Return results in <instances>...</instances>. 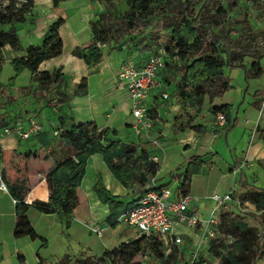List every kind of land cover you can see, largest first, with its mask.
<instances>
[{
  "label": "trees",
  "instance_id": "trees-1",
  "mask_svg": "<svg viewBox=\"0 0 264 264\" xmlns=\"http://www.w3.org/2000/svg\"><path fill=\"white\" fill-rule=\"evenodd\" d=\"M62 1L52 0L53 6H57ZM101 1L108 6L112 5V0ZM124 3L127 9L122 15H118L116 21L110 18L112 14L109 9L97 13L96 17L89 21L91 38L75 47L72 55L94 66L104 59L103 48L98 44L109 45L112 40L120 38L119 33H128L139 26L151 40L159 42L160 34L166 31L158 47L164 49V66L161 70L169 64H175L179 72L175 97L181 107L175 118L184 114L186 120L183 124H178V130L188 128L197 134L205 132V126L195 122L197 115H191L186 109L193 102L200 111L206 97L211 99L222 96L233 87L224 75L225 67H242L246 78H257L264 71L256 60L246 67L241 60L240 52L234 50L237 40L230 36L234 29L225 21L228 12L236 3L235 0H202L195 4L191 0H124ZM32 5L30 0L23 2L0 0V60L1 50L6 45L11 48L19 46L17 24L28 19ZM64 21V14L61 13L48 26L40 43L28 45L23 55L12 60L16 74L24 69L30 72V81L35 82L36 85L27 88L32 91L29 93L34 100L40 102V108H56L61 111L62 108L69 107L68 102L73 96L83 95L87 90L85 77L75 83L72 91L69 92L67 90L69 80L61 67L51 71L38 68L42 61L61 54L62 39L59 28ZM29 22L33 23L34 20L30 18ZM152 48L153 46L148 51H155ZM3 92L4 90H1V94ZM36 92H40V95L35 94ZM261 94L262 92L256 91L260 100ZM231 108V104L224 103L210 105L208 111L211 115L222 112L226 119L224 124L226 127L230 122ZM37 111L32 110L31 113L38 116ZM56 120L52 129L57 131V135L52 139L49 130H40L32 135H37L38 142L44 147L51 146L56 139L65 147L62 155L57 156L52 149L44 155V158L56 157L55 165L45 175L48 189L46 201L34 199L31 203L25 202L24 197L29 192L27 178L18 176L14 182L8 183L3 180V170L1 173L7 190L12 193L15 200L13 237L28 236L31 239L39 237L42 246L46 244V239L39 236L31 225L27 216L28 211L33 208L43 214H55L61 224L68 228L74 219V210L79 205L77 189L81 185L87 160L91 155L100 154L113 178L126 190L136 185L139 187L138 192H141L160 167L150 159L151 155L145 147H140L133 140L119 138L113 128L107 126L100 128L94 120L75 123L66 110H63ZM8 122L6 117L0 116V130ZM259 136L264 138V128L261 129ZM2 158L3 150L0 142V162ZM208 158L204 154L189 157L177 189L178 193L188 194L192 176L203 173ZM43 191L45 190H40L45 197ZM93 191L97 200L107 207L105 222L109 227H116L119 223L117 217L129 208L133 200L124 201L120 195L113 194L106 188L100 175L93 185ZM245 199L250 200L256 209L264 210V188L251 185ZM231 226L248 234L246 223L238 220ZM260 226L261 230H264V222H260ZM144 244L151 253L159 254L160 243L157 239L142 235L120 242L113 248H105L99 255L85 254L71 257L65 254L56 260V264H138L134 258L143 253ZM208 244V250L218 258L217 264H257V259L264 251V240L261 236L257 238L256 248L251 252V257L249 259L245 257V262L241 261L233 250L221 255L214 239ZM235 247L239 250L245 247L246 250V242L239 238L235 242ZM173 253L178 252L173 249L169 254ZM17 256L20 260L23 259V255L19 252ZM194 264H213V262L208 256L200 254Z\"/></svg>",
  "mask_w": 264,
  "mask_h": 264
},
{
  "label": "rangeland",
  "instance_id": "rangeland-1",
  "mask_svg": "<svg viewBox=\"0 0 264 264\" xmlns=\"http://www.w3.org/2000/svg\"><path fill=\"white\" fill-rule=\"evenodd\" d=\"M201 1L202 0H191L194 4ZM235 1L236 3L228 12L225 21V23L231 24V27L234 29L230 34L231 37L237 40L234 50L240 52L241 60L246 67L249 66L252 61L256 60L260 66L264 68V0ZM71 3L73 2L61 3L57 14L63 13L65 19L68 20L67 22L69 26L79 27L82 25L78 19L80 9ZM95 8V17L97 13L109 9L112 14L110 18L113 21H116L118 15H122L127 9V6L125 5L124 0H112L111 6L106 5L104 1L96 0ZM95 8L93 12H95ZM41 20L42 19H40V21ZM247 26L249 27L248 31ZM65 30L66 28L64 27L63 32ZM82 33L86 34L87 28L82 29ZM165 33L166 31L160 34L161 37L158 42L151 40L146 35L145 31L141 30L139 26H136L128 33H119L118 35L120 38L112 40L107 47L118 52L122 50L124 52L123 60L134 61L136 59H134V57L136 56H139L138 59L140 60L150 47L153 46L152 49L155 50L159 48L158 46L161 45ZM131 36L134 37L129 38ZM3 49L1 50L0 65L5 59ZM174 65L169 64L168 67L161 70L164 78L170 80L177 77L179 72L178 68ZM223 72L233 87L222 96L214 97L210 100L213 99V104L226 102L232 103V115L229 124L226 127L216 128L213 132L210 131V123L208 120L209 114L207 113V103L209 98L206 97L201 105L202 117L199 118L197 123L203 124L207 133L205 136L197 134L199 138L202 137L201 145L198 143H192L198 147L195 149L191 144L192 148H189L179 141V136H183L185 131H179L178 124H183L186 120L184 114L179 115L176 122H173L171 135L165 137L164 141L158 140V144L162 143L161 148H157L153 151L157 154L160 160V168L158 170L156 182L157 185L166 186L173 192H176L180 181L182 180V175L189 157L191 155L204 154L207 156L211 155V157L208 158L206 165L203 167V173L195 177L194 187L197 188V191L199 190V192L206 194L202 197L203 199H207L213 193L221 194L229 189L232 181H230L231 175L223 178L220 175L227 172L228 164H231L234 159H240L243 157L244 152H246L251 143H256L258 141V128H250L255 122L258 113L259 106H257L256 103L258 104L260 101V96L257 98L256 91L264 92V71H262L257 78H246L242 67H225ZM13 74V68L8 64H5V67L0 71V106H3L0 107V116L3 117L7 114V110H2L5 104L2 103L1 100L6 101L10 98H2L1 90L5 89L4 87L9 85L7 83L15 78L13 77ZM22 79L23 77H21L20 80ZM25 80L26 83L23 85L24 87L21 88L22 98L23 96L30 95L29 92L31 90L28 89L27 86L34 87L36 85L35 82L30 81L28 78ZM27 80L29 81L27 82ZM172 90L173 86L169 87L168 91L170 92ZM35 94L40 95V92H36ZM33 99L34 98L32 97V100ZM193 104L194 103L192 102L190 106L194 107ZM260 105V107H262L264 106V103H260ZM22 112L24 111L22 110ZM38 113L41 114L42 117L45 115L50 118L49 122H44L45 119L43 118V126L45 130L55 126L54 118L51 117L54 113L51 109L48 107H42L38 110ZM246 120L248 121L246 122ZM253 130L255 132L252 134ZM49 131L50 139L57 135L52 128ZM213 133H215V135H213ZM6 137H9V134L1 135L0 141L3 146V158L5 159L4 161L7 162L5 166H7V170H9V167L13 166V161L10 159L11 157H17V154L13 153L7 147L9 142L5 139ZM32 141H35L36 144L38 143L37 135L19 141L20 151L24 152ZM133 141L137 142V138H133ZM50 148L60 152V155L64 153L63 148L59 146L58 139L52 142ZM147 148L149 151L151 150L150 145H148ZM32 152L34 151H27L26 156L28 158H31L32 156L35 157L32 155ZM35 152H37V150ZM96 157L97 159H100V162H96L95 159L89 161L90 164L87 167V172L83 180V186L85 188L91 186V183L96 180L97 177L95 176L97 171H100L103 180L109 182L108 176L111 174L110 171L104 165L101 155L96 154ZM25 164H27L25 159H22L19 162L21 167H24ZM243 171L245 172V177L248 182L244 184L242 181H238L237 189L232 200L225 204L218 205L216 214L218 217L217 231L219 238L215 241V245L221 255H226L229 251L233 250L240 260L245 262V257L246 259H249L252 255L251 252L255 250L257 238L261 236L262 240H264V230H261L260 226V222H264V210L256 209L250 200L245 199L251 185L258 188H264V166L254 162L253 166L245 165ZM237 179H239L238 175L234 180L237 181ZM110 188L113 189L112 186H110ZM138 190L139 187L134 185L131 189H127L126 191H124L123 188L119 194L124 201H132L133 194L135 195ZM33 196L43 198L44 195L39 189H36ZM87 198L91 205L93 204V200H97L96 194L92 189H90ZM210 209L211 207L208 208L206 212L207 215L209 214ZM94 210L99 212L101 217L106 214V212H103L104 207L99 201L97 202V205L94 206ZM238 220L247 224L248 234H245V231H239L237 228L231 226ZM30 221L33 224L35 222L34 226L39 230L41 234H39V236L46 239V244L42 246V241L39 237L35 239H31L28 236H24L23 238L20 237V240L16 243L18 246L17 250L23 255V259L20 260L17 254L14 252L10 253L9 247L12 245L11 242H0V257L2 256L4 258V264H55V261L58 258L65 254L68 255L69 253L71 254V257L85 254L97 255L102 252L103 248H113L120 242L128 240V238L132 239L137 232L132 227L127 226L122 222L118 223L116 227L107 228L106 223H104L105 225L102 224V227L104 228L102 230V236L98 237L87 225L81 223V221L73 222L68 228H65L61 222L58 223L61 227H55L49 223L47 218L40 220L38 225L35 219H30ZM186 234L189 235L184 238L186 240V250L189 252L191 249V236L193 233L187 229ZM239 238L246 242V250L245 247L243 250H239L235 247V242ZM208 249L209 244L201 253L208 256L213 264H217L218 258L214 257ZM159 251V254L151 253L149 248L144 244L143 253L138 254L134 260L138 264H181L183 262L182 254L173 253L172 255H165L162 253L161 249ZM257 264H264V251H262V254L257 259Z\"/></svg>",
  "mask_w": 264,
  "mask_h": 264
},
{
  "label": "crops",
  "instance_id": "crops-1",
  "mask_svg": "<svg viewBox=\"0 0 264 264\" xmlns=\"http://www.w3.org/2000/svg\"><path fill=\"white\" fill-rule=\"evenodd\" d=\"M21 2L27 0H19ZM32 1V8L31 12L28 16V19L23 22L17 24V34L19 37V46L17 48H11L8 45L4 47V54L5 59L0 65V71L5 67V64H8L10 67L13 68V58L17 56H21L24 54L25 48L30 44H38L40 43L42 36L48 26L61 14H57L59 6L61 3L64 2H73L71 3L79 10V21L81 22V26H69L68 20L65 19L64 23L59 28V34L62 39V52L60 55L46 59L39 64L40 70H53L57 67H61L62 72L64 73L65 77L69 80V85L67 90L70 92L73 89V85L80 81L82 77H85L87 80V90L86 93L83 95H76L73 96L70 101L68 102L69 107L62 108L61 111H58L56 108H52L53 115L51 116L54 118L56 123L57 116L63 111L66 110L68 113L71 114V117L75 123L85 122L88 120H94L98 127H110L117 131V136L123 140H133V138H137V144L140 147H145L149 154L157 155L155 149H160L161 144H152L148 141V139L144 136H136L133 133L132 123L134 118L131 114V99L129 93L127 91L126 85L124 82L116 80V75L120 69L121 63L124 61V52L121 50L120 52L116 50L109 49L106 45L103 49L104 59L98 63L97 65H88L82 59L73 56L72 50L84 43L85 41L91 38V31L89 27V21L95 17L96 8L95 3L96 0H64V2H60L57 6H53L52 0H30ZM95 8V12L94 11ZM55 10V11H54ZM32 18L34 20L33 23L29 22V19ZM40 19H42L40 21ZM66 30L63 32V28ZM87 28V33L83 34L82 29ZM82 33V34H81ZM65 35V36H64ZM150 51H146L143 55V59L141 58V62L147 58L150 54ZM142 55V54H141ZM136 58V59H135ZM139 56L134 57V61L136 65L141 64L140 60L138 59ZM140 62V63H139ZM138 63V64H137ZM13 77H15L12 81H9L7 86L3 89L4 92L1 94L2 98H13L6 101L1 100L4 103V108L2 110H7V114L4 116L9 121L8 124L5 126H10L15 118L22 119L25 123V118L28 114L32 112V110H40V102H36V100H32V95L23 96L21 94V88L24 87L26 83V78L30 80V72L27 69L22 70L19 73L14 72L13 68ZM21 77H23L22 80ZM20 78V79H19ZM27 80V82L29 81ZM155 86L150 91V95L147 98V106L150 111V116L153 120V127L150 129V134L157 138L158 140L164 141L165 137L171 135V129H173V122H176V116L179 113V108L181 107L180 103L178 102L177 98L175 97L176 91V83L177 77L175 79H166L163 77V73L161 70L158 72L155 78ZM1 85V84H0ZM173 86V92L168 91L169 87ZM7 88V89H6ZM168 89V90H167ZM162 92L167 93L168 97L165 99L160 98V94ZM39 103V104H38ZM213 99L208 101L207 105V113L209 114L208 120L211 129L210 131L213 132L215 129H212V122L214 120V115H211L208 111L210 105H220V104H213ZM231 104V102H226ZM260 103H264V92L261 94V100L256 104L258 107V113L253 123V127H257L260 133L261 129L264 128V106L260 107ZM1 105V103H0ZM3 107V106H0ZM197 106H187V111L191 115H197L195 118V122L199 121V118L202 117V110H198ZM22 110L24 112H22ZM38 112V111H37ZM232 112V108H231ZM230 112V119L232 113ZM39 114V113H37ZM54 116V117H53ZM37 121L41 125V130H45L43 126V118L45 121H50L47 116L44 117L39 114L36 116ZM248 120H246L247 122ZM225 126V125H224ZM222 126V127H224ZM53 128V126L51 127ZM48 128L47 130H50ZM179 131H185L183 136H179V141L184 143L185 146L189 148H197L192 143H200L202 142V137L199 138L197 133H195L191 129H184ZM206 130L203 134H199L200 136L206 135ZM215 135V133H213ZM9 144L7 147L15 154L17 157H11L10 160L13 161V166L9 167L7 170V166L5 164L4 158H2L0 165L2 170L4 169V180L8 183L14 182L18 176H24L27 178L29 183V192L25 195L24 201L27 203H31L34 199H39L42 201H46L48 199V189L47 183L45 180L46 173L55 165L56 157L49 156L44 158V155L48 153L51 149L50 146L43 147L40 142L37 144L35 141L30 142L28 148L21 152L19 149V144L21 141L15 135L11 134L9 137L5 138ZM1 142V141H0ZM192 144V146H191ZM2 145V142H1ZM151 146V150L149 151L147 146ZM63 151H65V147L62 144H59ZM3 150V146H2ZM37 150V152H35ZM56 155H60L58 151L52 149ZM27 151H34L32 155L35 157L28 158L26 156ZM199 155V154H198ZM9 156V155H8ZM210 158L211 155H208ZM102 158V157H101ZM25 159L27 164L24 167L19 165V162ZM95 159L96 162H100V159H97L96 154L91 155L85 167V174L87 172V167L90 164L89 161ZM103 161V159H102ZM257 162L264 166V138H261L258 135V141L256 143H251L246 152H244L243 157L240 159H234L231 164L227 166V172L222 173L220 176L223 178L225 176H230L232 179L231 168L239 163L242 164L241 170L238 171L237 175L239 176L238 181H242L244 184L248 181L245 177V172L243 171V167L246 166H253V163ZM104 163V162H103ZM99 165V164H98ZM105 165V163H104ZM106 166V165H105ZM160 168V167H159ZM81 181V185L77 189L78 197H79V205L74 210V219L68 225L71 226L73 222L81 221L84 225H93L97 227H102L105 225V217L108 214V210L106 205L102 204L104 207V211L106 214L101 217L99 212L94 210V206L97 205V200H93V204L91 205L88 200V193H90V189L93 190V185L95 184L96 180L91 183V186H87L85 188L83 186V180ZM158 174V172H157ZM156 174V178H157ZM101 176L100 171L96 172V176ZM236 175V176H237ZM197 175H193L191 179V183L189 186L188 194L194 196L199 200L198 208L199 212L202 216L206 217L208 208L212 207L213 202L207 199H203L206 194L197 191V188L194 187V180ZM236 178V177H235ZM97 179V178H96ZM103 179V178H102ZM230 179V181H232ZM108 181L106 182L103 180L107 189H109L113 194L120 195V191L123 190L121 184H119L113 176L110 174L108 176ZM90 185V184H89ZM113 187V189L110 188ZM122 188V189H121ZM36 189L45 190L43 191L45 197H34L33 193ZM124 191L126 189L124 188ZM227 191V190H226ZM225 191V192H226ZM128 192V191H127ZM126 192V193H127ZM123 193V192H122ZM138 193V192H137ZM136 193V194H137ZM224 193V192H223ZM135 194V195H136ZM134 195V194H133ZM135 195L132 199L135 198ZM212 202V203H210ZM28 219H35L37 225L39 224L40 220L47 218L51 225L55 227H61L58 223L60 222L55 214H43L37 211L36 209H30L27 213ZM86 222V223H85ZM31 225L39 235L40 232L35 228L34 224L30 221ZM103 224V225H102ZM107 225V223H106ZM14 226V197L11 192L6 190L0 189V242H11L12 245L9 247L10 253L19 252L17 250L16 243L20 240V237L15 238L13 237L12 231ZM109 227L108 225L106 228ZM41 235V234H40ZM24 237V236H23ZM22 237V238H23ZM129 239V238H128ZM127 241V240H125ZM8 242V243H9ZM105 248L102 249V251ZM68 253V252H67ZM101 253V252H100ZM98 253L97 255H99ZM68 255L71 256L69 253ZM75 257V256H72ZM135 261V260H134ZM0 264H4V258L0 257ZM56 264V261H55Z\"/></svg>",
  "mask_w": 264,
  "mask_h": 264
},
{
  "label": "built area",
  "instance_id": "built-area-1",
  "mask_svg": "<svg viewBox=\"0 0 264 264\" xmlns=\"http://www.w3.org/2000/svg\"><path fill=\"white\" fill-rule=\"evenodd\" d=\"M98 46L104 48L106 44L99 43ZM163 55L164 49L159 47L151 52L140 65H136L133 60H124L116 75V80L125 83L131 99V114L134 118L133 133L139 137L145 136L152 144L157 143V138L150 134L153 120L146 101L156 84V75L164 66ZM167 97L165 92L160 94L161 99ZM225 120L224 114L220 111L217 112L214 115L212 129L224 126ZM40 129L41 125L37 121L36 114L30 113L26 116L25 123L22 119L15 118L10 126L2 127L0 136L13 134L20 140H26ZM254 132L253 130L252 134ZM150 159L160 166L157 155L150 156ZM241 167L240 163L231 168L233 180L226 192L213 193L207 198L213 201L207 217H203L199 212L200 199L189 194L182 195L177 191L173 192L163 185H157V178L154 175L147 181L143 190L135 195L129 208L117 217V221L137 231L135 237L144 235L146 238H156L163 254L168 255L173 249H176L178 253L182 254L183 262L181 264H194L203 249L208 246V242L212 239L216 241L219 238L216 211L218 205L232 200L238 183L234 178ZM1 173L0 165V189L6 190ZM89 228L98 237L102 236L103 227L89 225ZM187 229L193 233L189 252L186 250V240L184 239L185 236H189L186 234Z\"/></svg>",
  "mask_w": 264,
  "mask_h": 264
}]
</instances>
